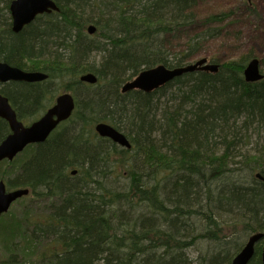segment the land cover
I'll return each instance as SVG.
<instances>
[{
  "label": "trees",
  "instance_id": "obj_1",
  "mask_svg": "<svg viewBox=\"0 0 264 264\" xmlns=\"http://www.w3.org/2000/svg\"><path fill=\"white\" fill-rule=\"evenodd\" d=\"M54 1L59 13L15 34L10 1L0 0V61L49 76L4 88L21 120L52 105L59 83L77 101L67 125L4 163L16 171L8 189L30 194L20 216L0 218V264H232L264 233V79L243 74L256 57H211L217 74H186L151 94L121 87L144 69L196 61L228 20L257 15L254 4L202 16L214 0ZM87 73L96 85L80 82ZM101 122L131 148L99 137ZM7 131L0 120V142ZM263 246L250 264H262Z\"/></svg>",
  "mask_w": 264,
  "mask_h": 264
},
{
  "label": "water",
  "instance_id": "obj_2",
  "mask_svg": "<svg viewBox=\"0 0 264 264\" xmlns=\"http://www.w3.org/2000/svg\"><path fill=\"white\" fill-rule=\"evenodd\" d=\"M10 13L12 17V31L18 34L23 29L33 23L40 15L59 12L60 9L54 0H10ZM251 2L252 0H246ZM89 34L96 32L94 26H90ZM220 65L210 62L207 58H202L184 67L167 68L159 65L141 71L133 80L126 82L121 89L122 94L132 91H140L151 94L165 87L170 82L186 74L196 72H207L217 74ZM244 78L248 83H257L264 79L261 71V61L254 58L248 62L244 69ZM48 79V75L38 71H25L7 63L0 62V83L24 82L42 83ZM82 83L96 85L97 77L93 73L84 74L80 77ZM76 108L73 95L66 93L61 95L55 105L38 121L26 127L17 118L15 111L9 104L6 97L0 96V118L6 120L10 126L11 134L0 144V162L8 160L12 162L28 146L45 143L58 126L71 118ZM98 136L106 138L115 144L130 149L131 144L125 134L118 131L107 123H99L95 127ZM76 175V171L72 172ZM257 178H261L260 174ZM29 189H15L9 191L6 183L0 181V217L8 213L12 205L27 197ZM264 239V233L253 234L249 237L245 247L234 258L232 264H250L256 251V246ZM262 264H264V247L262 248Z\"/></svg>",
  "mask_w": 264,
  "mask_h": 264
},
{
  "label": "rangeland",
  "instance_id": "obj_3",
  "mask_svg": "<svg viewBox=\"0 0 264 264\" xmlns=\"http://www.w3.org/2000/svg\"><path fill=\"white\" fill-rule=\"evenodd\" d=\"M242 2L243 0H214L209 4L201 6V15L205 16L221 12H229L240 8ZM251 3L254 4L257 10V15H253L250 12H243L238 13L231 20H228L224 26H221L224 28L223 36L209 40L206 43L207 54L203 52L202 55H199L196 58L200 59L206 57L210 60L211 57H217L220 60V63H226L238 60L244 55L253 54L254 57L262 61L264 59V0H252ZM4 16L5 18H8L5 13ZM174 40H172V42ZM185 41L186 37H180V39L174 41V44L178 45ZM91 58L92 61H95L97 64L101 61V56L98 54H93ZM31 65L34 68L42 67V64L39 62H35ZM59 84L60 86L56 87L57 95L63 92L62 90L65 83ZM70 93L74 95L73 92ZM39 117L40 115L38 114L36 119L32 121L26 120V124L29 125ZM15 173V170L10 169V165L0 163V180H4L8 184L10 174L14 175ZM114 177L116 176L114 175ZM116 178L117 182H122L119 185H123L126 182L124 179L119 177ZM22 205L23 206L21 207L20 203L14 204L11 208V212L20 216L23 209L29 206L27 202H23ZM42 207H44V205L40 204V209L36 211H40ZM189 255L191 258L195 259L198 252L196 250H190Z\"/></svg>",
  "mask_w": 264,
  "mask_h": 264
},
{
  "label": "flooded vegetation",
  "instance_id": "obj_4",
  "mask_svg": "<svg viewBox=\"0 0 264 264\" xmlns=\"http://www.w3.org/2000/svg\"><path fill=\"white\" fill-rule=\"evenodd\" d=\"M57 13H51V14H47V15H45V16H43V17H51V16H54V15H56ZM28 71V70H27ZM49 79H47L45 82H47ZM11 83H17V84H23L24 82H7V83H4V84H2V83H0V96H3V97H6L8 100H9V104L11 105V107L13 108V110L15 111V113H16V115H17V118H18V120L20 121V122H22L25 126H28L27 124H26V121L25 120H21V118H20V116H19V114H18V112H17V109H16V107L14 106V104H13V102L10 100V98L4 93V88L5 87H7V85H9V84H11ZM44 83V82H43ZM24 84H40V83H24ZM63 92H61L60 94H58L54 99H53V103H52V105H50L47 109H45V111H42V112H40V117L37 119V120H39L40 118H42L49 110H50V108H52L53 107V105L56 103V100H57V98L59 97V96H61L62 94H64L66 91H64V90H62ZM0 120L1 121H3L6 125H7V127H8V131H7V134H6V137L2 140V141H4L10 134H11V129H10V126H9V124H8V122L6 121V120H4V119H2V118H0ZM70 121V120H69ZM69 121H66V122H63V123H61V125L59 126V128L62 126V125H67L68 124V122ZM31 124V123H30ZM29 124V125H30ZM1 141V142H2ZM0 142V143H1Z\"/></svg>",
  "mask_w": 264,
  "mask_h": 264
},
{
  "label": "bare ground",
  "instance_id": "obj_5",
  "mask_svg": "<svg viewBox=\"0 0 264 264\" xmlns=\"http://www.w3.org/2000/svg\"><path fill=\"white\" fill-rule=\"evenodd\" d=\"M90 26H94V27L96 28V26H95L94 24H91ZM90 26H88V27H90ZM96 30H97V28H96ZM94 54H98V53H94ZM98 55H100V54H98ZM100 56H101V55H100ZM167 68H168V67H167ZM177 68H178V67H177ZM144 70H146V69H144ZM142 71H143V70H142ZM262 73H263V72H262ZM93 74H94V73H93ZM94 75L97 77V79H98V81H99L98 76H97L96 74H94ZM126 82H127V81H126ZM126 82H125V83H126ZM125 83H124V84H125ZM124 84H123V85H124ZM123 85H122V86H123ZM121 88H122V87H121ZM251 236H252V235H251ZM248 239H249V238H248ZM248 239L246 240V242H245L243 248L245 247V245H246ZM243 248H242V249H243ZM242 249H241V251H242ZM241 251H240V252H241ZM240 252H239V253H240ZM255 252H256V251H255ZM239 253H238V254H239ZM238 254H237V255H238ZM237 255H236V256H237ZM236 256H235V257H236ZM235 257H234V258H235ZM233 260H234V259H233ZM251 261H252V260H251Z\"/></svg>",
  "mask_w": 264,
  "mask_h": 264
}]
</instances>
